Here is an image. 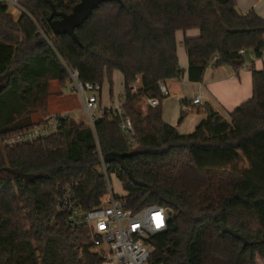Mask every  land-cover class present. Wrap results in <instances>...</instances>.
Masks as SVG:
<instances>
[{
	"label": "trees",
	"instance_id": "1",
	"mask_svg": "<svg viewBox=\"0 0 264 264\" xmlns=\"http://www.w3.org/2000/svg\"><path fill=\"white\" fill-rule=\"evenodd\" d=\"M78 2L19 0L24 11L14 17L0 0V169L31 175L0 173V264H99L84 243L86 231L66 225L54 203L64 186L83 210L100 203L107 185L98 150L129 208L171 211L166 230L150 240L151 264H264V69H251L252 96L229 119L209 110L190 133L163 119L159 90L183 73L177 30H199L183 39L187 78L196 83L208 66L239 69L247 52L262 56L264 17L240 14L234 0H107L75 29L78 41L53 34L51 4L68 13ZM60 60L82 81L101 85L112 83L113 70L122 73L121 107L133 134L119 128L109 108L93 127L67 114L57 132L3 147L4 136L50 117L43 116L50 81L64 85L68 78ZM148 97L159 104L138 107ZM219 223L247 243L221 234Z\"/></svg>",
	"mask_w": 264,
	"mask_h": 264
},
{
	"label": "built area",
	"instance_id": "2",
	"mask_svg": "<svg viewBox=\"0 0 264 264\" xmlns=\"http://www.w3.org/2000/svg\"><path fill=\"white\" fill-rule=\"evenodd\" d=\"M7 3L8 11L17 17L24 9L19 0H2ZM10 8V10H9ZM39 31L51 44L47 34L39 27ZM67 73V82L81 101L82 109L86 112L87 123L93 127L94 123L103 116L99 93L102 85L98 82L82 81L77 69L70 67L64 60H60ZM162 95L169 94L165 82L159 83ZM151 106L159 104L156 97H148ZM201 103V96L197 94L190 102L181 103L182 111L190 110L191 106ZM113 116L119 118V128L128 134H133V125L128 117L123 116L121 105L110 108ZM67 114L51 115L46 122L33 125L27 129L8 134L1 139V145L11 148L22 144H31L38 139L49 136L58 131L61 119ZM101 170L107 185V192L100 203L91 209L83 210L79 207L71 187L64 186L54 194L55 213L63 215L64 223L72 229L83 228L88 239V250L98 253L101 257L99 264H151L153 246L150 240L164 232L167 228L168 210L158 204H148L137 210L127 206L124 194H116L111 185V175L103 162L100 151Z\"/></svg>",
	"mask_w": 264,
	"mask_h": 264
},
{
	"label": "crops",
	"instance_id": "3",
	"mask_svg": "<svg viewBox=\"0 0 264 264\" xmlns=\"http://www.w3.org/2000/svg\"><path fill=\"white\" fill-rule=\"evenodd\" d=\"M234 1L236 9L240 14H245L248 11L253 10L257 15L264 17V0ZM198 34L199 30L197 28L187 29L185 31L177 30L175 32L178 63L183 69V73L178 78H171L165 81L169 94H167L162 100L161 108L163 119L167 123L175 126L177 130L178 127H181L184 124L185 120V116L181 117L178 122L175 120L177 117V112L179 110L182 111L180 108L181 100L186 99L188 102H190L197 94H200L201 103L193 106L198 107L199 110H203V116H200L202 117L201 120L208 115L209 110L218 112L226 119H229V113L252 96L251 69H264V54H262L260 57H256L253 53L247 52L244 57V62L239 69H235L231 65H221L218 67L208 66L200 82H190L187 78L188 58L183 45V39L185 37H196ZM114 71L115 70H113L112 74ZM121 78L123 86L122 73ZM139 80L140 78L137 79V82H139ZM185 85H190L193 91L188 92L185 90ZM65 86H68V82L65 84ZM63 87L60 86V90ZM119 105H121V103ZM109 108V106H101V111L103 112L104 109ZM70 111L71 110H66L65 112L68 114ZM197 121L200 122V120ZM190 122L191 121H189L187 124V128H184L187 130L182 133L192 132L196 127L194 125L199 123L195 122V124H190ZM259 262L260 264H263L260 260Z\"/></svg>",
	"mask_w": 264,
	"mask_h": 264
},
{
	"label": "rangeland",
	"instance_id": "4",
	"mask_svg": "<svg viewBox=\"0 0 264 264\" xmlns=\"http://www.w3.org/2000/svg\"><path fill=\"white\" fill-rule=\"evenodd\" d=\"M112 83L110 84L107 79L105 78L102 82V89L101 93L98 95L100 100V106L110 108L119 105L124 100V91L122 86V78L121 73L117 70L114 71V73L111 76ZM5 80L2 78L0 80V84H4ZM67 81H65V84ZM61 85V83L57 80H51L49 91L50 95L47 98V109L43 116H51L53 114H59L64 113L66 114V110H71L68 114L70 116L78 121H87V115L86 112L82 109V104L80 102V98L76 93L72 92L71 86L68 83V86ZM60 86H64L60 90ZM140 86V80L139 82H135L133 86V91L136 90L137 87ZM185 90L188 92H192V88L190 85H185ZM198 92V91H197ZM138 107H141L142 109L145 108L148 104L146 98H142L137 102ZM103 110V109H102ZM185 113V120L184 124L181 127H178L179 132H185L184 128H187V124L190 122V124H195V122H199L197 120H201L203 116V110H199L198 107L192 106L190 110L183 112L178 111L176 114L175 120L178 122L181 118L182 114ZM37 118H40V115L38 114L36 116ZM42 119V118H41ZM196 123V124H197ZM196 126V125H194ZM194 128V127H189ZM111 185L114 187V192L116 194H124L125 191L121 185V183L118 181V179L111 175ZM88 240H85L84 243L87 244ZM257 264H260L259 260L257 261Z\"/></svg>",
	"mask_w": 264,
	"mask_h": 264
},
{
	"label": "water",
	"instance_id": "5",
	"mask_svg": "<svg viewBox=\"0 0 264 264\" xmlns=\"http://www.w3.org/2000/svg\"><path fill=\"white\" fill-rule=\"evenodd\" d=\"M105 1L107 0H79V2L76 3L71 9V11L68 13L57 11L56 7L53 4H51V13L47 19L49 27L52 30L53 34L55 35L68 34L72 39L78 41L77 35L75 33V29L89 18L93 10L99 4ZM1 79L2 77H0V80ZM1 88H2V84H0V90ZM2 172H7L19 178L31 177L30 174L26 175L21 171L10 169L8 167L1 168L0 173ZM167 213L168 216L170 217L171 211L168 210ZM218 227L220 228L221 234L228 233L240 239L244 243H247L245 237L237 230L227 227L223 223H219Z\"/></svg>",
	"mask_w": 264,
	"mask_h": 264
}]
</instances>
